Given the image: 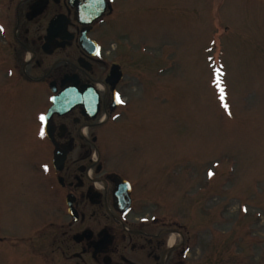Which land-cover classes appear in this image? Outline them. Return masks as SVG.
Wrapping results in <instances>:
<instances>
[{
	"label": "rangeland",
	"instance_id": "374dc122",
	"mask_svg": "<svg viewBox=\"0 0 264 264\" xmlns=\"http://www.w3.org/2000/svg\"><path fill=\"white\" fill-rule=\"evenodd\" d=\"M116 1L124 15L108 30L121 34L128 86L119 107L127 109L105 127L112 131L110 162L136 178L149 175L152 184L162 179V213L177 222L182 238L184 231V239L199 244L190 251L196 261L222 254L216 264H264V0ZM18 3L0 0L1 87L12 85L5 81L14 70L3 40L21 26L25 4ZM18 72L28 82L41 75L29 65ZM38 81L0 95V237L35 235L53 210L44 203L60 202L62 194L45 152L28 142L37 132L29 116L48 105ZM221 84L228 112L219 106ZM17 178L23 184L16 186ZM42 183L54 191L42 196ZM11 187L17 206L5 193ZM35 241L18 244L35 248ZM1 243L0 264H49Z\"/></svg>",
	"mask_w": 264,
	"mask_h": 264
},
{
	"label": "flooded vegetation",
	"instance_id": "af4514ba",
	"mask_svg": "<svg viewBox=\"0 0 264 264\" xmlns=\"http://www.w3.org/2000/svg\"><path fill=\"white\" fill-rule=\"evenodd\" d=\"M23 1L24 9L17 17L21 26L7 45L9 62L16 69L29 65L36 74L41 73L31 77L33 83L42 80L56 92L67 88L80 102L66 113L53 114L42 136L40 131L39 136L37 132L29 135V146L41 155L45 152L43 158L50 164L52 180L62 190L60 202L55 198L44 203L53 209L47 226L33 236H9L5 240H16L11 242L14 248H20L18 240H36L35 248L25 245L22 249L38 259L47 258L49 264H199L196 256L186 251L195 247L190 240L169 243L171 229L162 217L161 196H166L162 179L152 184L149 175L139 173L145 177L136 178L129 169L120 170L109 160L107 139L112 131L105 127L113 124L112 115L118 109L111 104L112 92L123 96L128 86L118 50L124 48L121 34L108 30L119 18L117 1L19 0L18 4ZM38 3L43 8L32 16L31 9ZM77 6L88 13L79 15ZM53 20L56 22L49 34L47 28ZM85 40L89 44L83 45ZM94 45L98 47L95 52ZM54 56L59 57L52 60ZM116 64L122 73L118 81L110 76ZM29 119L33 123L29 128L38 130L36 114ZM55 154L63 158L60 171L52 166ZM17 184L23 180L17 178ZM41 187L42 196L54 191L48 184ZM5 191L12 201L17 199V206L16 188ZM68 202L76 213L74 221L67 212ZM150 205L153 207L148 208ZM158 214L161 216L150 219V215ZM217 256L209 254L201 264H216Z\"/></svg>",
	"mask_w": 264,
	"mask_h": 264
},
{
	"label": "water",
	"instance_id": "95a60500",
	"mask_svg": "<svg viewBox=\"0 0 264 264\" xmlns=\"http://www.w3.org/2000/svg\"><path fill=\"white\" fill-rule=\"evenodd\" d=\"M38 9V10H37ZM41 10V7H36L33 8V15L37 13V11ZM36 11V12H35ZM88 12H85V14ZM90 16V15H89ZM117 70H112V78L115 80L116 79V74ZM71 94V95H70ZM74 94L71 92V90L68 91H62L60 92L57 96H55L52 100V105L48 110V116L51 115V113L56 112V113H63L70 109L75 103L80 102V99H77L76 96H73ZM62 163V160H60V163Z\"/></svg>",
	"mask_w": 264,
	"mask_h": 264
},
{
	"label": "snow or ice",
	"instance_id": "6c2138e0",
	"mask_svg": "<svg viewBox=\"0 0 264 264\" xmlns=\"http://www.w3.org/2000/svg\"><path fill=\"white\" fill-rule=\"evenodd\" d=\"M225 107H227V105H225ZM41 119H43V117H41ZM46 167V166H45Z\"/></svg>",
	"mask_w": 264,
	"mask_h": 264
},
{
	"label": "bare ground",
	"instance_id": "6f19581e",
	"mask_svg": "<svg viewBox=\"0 0 264 264\" xmlns=\"http://www.w3.org/2000/svg\"><path fill=\"white\" fill-rule=\"evenodd\" d=\"M171 240H173V238Z\"/></svg>",
	"mask_w": 264,
	"mask_h": 264
}]
</instances>
